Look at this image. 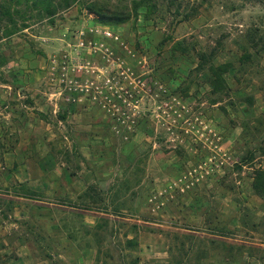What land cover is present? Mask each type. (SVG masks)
<instances>
[{
	"label": "rangeland",
	"instance_id": "374dc122",
	"mask_svg": "<svg viewBox=\"0 0 264 264\" xmlns=\"http://www.w3.org/2000/svg\"><path fill=\"white\" fill-rule=\"evenodd\" d=\"M94 1L0 0V264H264V0Z\"/></svg>",
	"mask_w": 264,
	"mask_h": 264
},
{
	"label": "trees",
	"instance_id": "16d2710c",
	"mask_svg": "<svg viewBox=\"0 0 264 264\" xmlns=\"http://www.w3.org/2000/svg\"><path fill=\"white\" fill-rule=\"evenodd\" d=\"M6 4L10 5L17 2L21 4L22 0H4ZM25 1V0H24ZM29 2V0H26ZM32 7L42 11L46 15L52 17L62 9H67L75 4L78 0H31ZM156 2L154 0H133L131 8H110L108 6L101 5L98 1L91 2L87 5L88 12L94 13L97 19V22L102 24H120L129 21L132 18L137 17L139 8L141 6H147L150 9L155 8ZM4 6V5H3ZM5 7V6H4ZM5 14L9 16L12 20L11 8L5 7ZM16 27V26H15ZM9 34V32H8ZM225 73V72H223ZM222 79L223 76H222ZM261 181V183H260ZM263 181V184H262ZM255 190L256 192L264 197V172H257L255 180ZM263 187V188H262ZM230 262H224V264H229Z\"/></svg>",
	"mask_w": 264,
	"mask_h": 264
},
{
	"label": "built area",
	"instance_id": "2783aa9c",
	"mask_svg": "<svg viewBox=\"0 0 264 264\" xmlns=\"http://www.w3.org/2000/svg\"><path fill=\"white\" fill-rule=\"evenodd\" d=\"M102 33L105 36H114L113 32L109 30L108 27H105L102 30ZM70 46L73 48L71 47L72 49L70 48V51H67L68 53H63L62 58H54L52 62L59 66L63 74H69V72H71L77 75L85 71L94 72L96 70L102 72L101 66L93 63L92 59L89 58L92 57L93 53L97 51L98 47L96 45L88 43L80 36L76 43L73 45L70 44ZM72 53H74V55H72ZM110 55V53L103 54V57L106 59L107 66L114 63L112 56Z\"/></svg>",
	"mask_w": 264,
	"mask_h": 264
}]
</instances>
